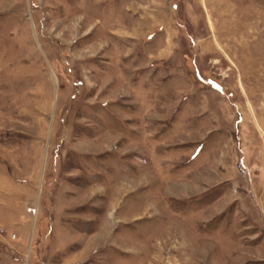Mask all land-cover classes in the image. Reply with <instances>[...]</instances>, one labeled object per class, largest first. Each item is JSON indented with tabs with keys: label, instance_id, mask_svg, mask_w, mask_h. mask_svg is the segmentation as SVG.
<instances>
[{
	"label": "rangeland",
	"instance_id": "1",
	"mask_svg": "<svg viewBox=\"0 0 264 264\" xmlns=\"http://www.w3.org/2000/svg\"><path fill=\"white\" fill-rule=\"evenodd\" d=\"M0 264H264V0H0Z\"/></svg>",
	"mask_w": 264,
	"mask_h": 264
}]
</instances>
